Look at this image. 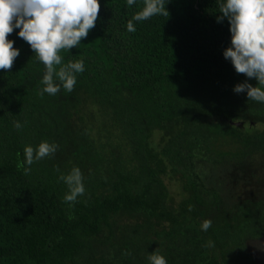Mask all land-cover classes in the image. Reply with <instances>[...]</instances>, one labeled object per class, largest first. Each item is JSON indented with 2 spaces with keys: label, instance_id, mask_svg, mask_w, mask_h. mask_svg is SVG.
<instances>
[{
  "label": "trees",
  "instance_id": "trees-1",
  "mask_svg": "<svg viewBox=\"0 0 264 264\" xmlns=\"http://www.w3.org/2000/svg\"><path fill=\"white\" fill-rule=\"evenodd\" d=\"M163 2L168 16L129 32L144 0H99L88 35L58 53L84 61L71 92L41 95L44 65L8 34L20 53L0 69V264H149L154 250L264 264V102L233 91L258 81L223 57V0ZM44 140L57 151L24 164ZM74 166L85 192L68 202L58 177Z\"/></svg>",
  "mask_w": 264,
  "mask_h": 264
},
{
  "label": "clouds",
  "instance_id": "clouds-1",
  "mask_svg": "<svg viewBox=\"0 0 264 264\" xmlns=\"http://www.w3.org/2000/svg\"><path fill=\"white\" fill-rule=\"evenodd\" d=\"M135 3L136 0H127L128 6ZM99 8V0H0V69H10L20 53V49L13 46L14 41L8 38L14 29H19L17 36L29 44L37 60L44 65L41 95H55L61 88L71 92L77 74L84 71V61L70 60L64 64L58 53L80 44L81 38L94 27ZM219 12L217 22L227 18L230 32V44L223 49V57L231 62L237 73L258 81L256 86L247 80L237 83L233 91H246L249 99L264 102V0H223ZM157 14H169L163 0H144L143 7L127 22V31L136 30L133 21ZM15 127L19 129L22 125L16 121ZM58 147L55 142L46 140L35 147L25 145L23 163L31 165L34 160L54 154ZM58 178L68 187L66 201L74 202L84 194L83 174L78 166ZM211 223L210 219H205L201 230L207 231ZM208 243L213 244L212 241ZM147 259L149 264H167L166 257L156 250L148 253Z\"/></svg>",
  "mask_w": 264,
  "mask_h": 264
},
{
  "label": "rangeland",
  "instance_id": "rangeland-1",
  "mask_svg": "<svg viewBox=\"0 0 264 264\" xmlns=\"http://www.w3.org/2000/svg\"><path fill=\"white\" fill-rule=\"evenodd\" d=\"M172 185H173L174 190L176 191L177 198H179L180 195H179V193L177 192L176 185H175L174 183H172Z\"/></svg>",
  "mask_w": 264,
  "mask_h": 264
},
{
  "label": "water",
  "instance_id": "water-1",
  "mask_svg": "<svg viewBox=\"0 0 264 264\" xmlns=\"http://www.w3.org/2000/svg\"><path fill=\"white\" fill-rule=\"evenodd\" d=\"M239 122H237V124H238Z\"/></svg>",
  "mask_w": 264,
  "mask_h": 264
}]
</instances>
